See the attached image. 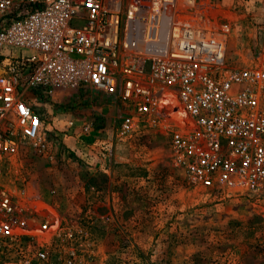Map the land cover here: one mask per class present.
Returning <instances> with one entry per match:
<instances>
[{"label": "built area", "instance_id": "obj_1", "mask_svg": "<svg viewBox=\"0 0 264 264\" xmlns=\"http://www.w3.org/2000/svg\"><path fill=\"white\" fill-rule=\"evenodd\" d=\"M221 18L218 0H0V264H48L60 241L55 190L8 175L24 147L55 161L40 106L64 94L110 100L118 141L167 135L192 186L264 196V11L242 66Z\"/></svg>", "mask_w": 264, "mask_h": 264}, {"label": "rangeland", "instance_id": "obj_2", "mask_svg": "<svg viewBox=\"0 0 264 264\" xmlns=\"http://www.w3.org/2000/svg\"><path fill=\"white\" fill-rule=\"evenodd\" d=\"M263 3L218 0L229 64L256 54ZM113 107L86 92L51 98L40 108L55 161L24 147L8 175L15 186L55 190L62 234L48 264H264V196L192 186L169 161L167 135L116 140ZM89 122L92 137L81 130Z\"/></svg>", "mask_w": 264, "mask_h": 264}]
</instances>
